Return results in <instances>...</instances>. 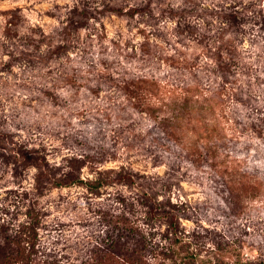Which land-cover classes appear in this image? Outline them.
Here are the masks:
<instances>
[{
	"label": "rangeland",
	"instance_id": "rangeland-1",
	"mask_svg": "<svg viewBox=\"0 0 264 264\" xmlns=\"http://www.w3.org/2000/svg\"><path fill=\"white\" fill-rule=\"evenodd\" d=\"M0 264H264V0H0Z\"/></svg>",
	"mask_w": 264,
	"mask_h": 264
}]
</instances>
